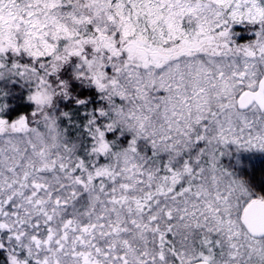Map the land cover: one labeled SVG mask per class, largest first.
<instances>
[{"label":"snow or ice","instance_id":"6c2138e0","mask_svg":"<svg viewBox=\"0 0 264 264\" xmlns=\"http://www.w3.org/2000/svg\"><path fill=\"white\" fill-rule=\"evenodd\" d=\"M0 264H264V0H0Z\"/></svg>","mask_w":264,"mask_h":264},{"label":"rangeland","instance_id":"374dc122","mask_svg":"<svg viewBox=\"0 0 264 264\" xmlns=\"http://www.w3.org/2000/svg\"><path fill=\"white\" fill-rule=\"evenodd\" d=\"M239 29H242V28L237 26V28L235 30L244 33L242 30H239ZM244 37H246V40L247 39H251V37H249V36L242 35L241 37H239L240 42H244L245 41V40H243ZM15 114H16L15 112L12 113V115H15Z\"/></svg>","mask_w":264,"mask_h":264},{"label":"trees","instance_id":"16d2710c","mask_svg":"<svg viewBox=\"0 0 264 264\" xmlns=\"http://www.w3.org/2000/svg\"><path fill=\"white\" fill-rule=\"evenodd\" d=\"M240 28H241V27H240ZM239 30H242L243 32H246V30L243 29V28H242V29H239ZM246 36H247V35H246ZM243 40H246V37H244Z\"/></svg>","mask_w":264,"mask_h":264}]
</instances>
